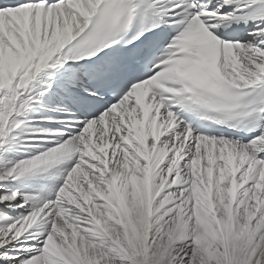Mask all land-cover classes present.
Listing matches in <instances>:
<instances>
[{"label": "snow or ice", "instance_id": "1", "mask_svg": "<svg viewBox=\"0 0 264 264\" xmlns=\"http://www.w3.org/2000/svg\"><path fill=\"white\" fill-rule=\"evenodd\" d=\"M0 264H264V0H0Z\"/></svg>", "mask_w": 264, "mask_h": 264}]
</instances>
